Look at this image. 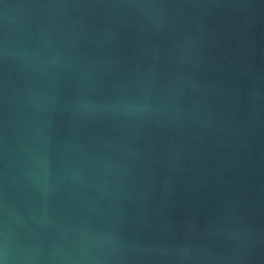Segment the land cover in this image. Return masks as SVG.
<instances>
[{
	"label": "water",
	"instance_id": "obj_1",
	"mask_svg": "<svg viewBox=\"0 0 264 264\" xmlns=\"http://www.w3.org/2000/svg\"><path fill=\"white\" fill-rule=\"evenodd\" d=\"M0 264H264V0H0Z\"/></svg>",
	"mask_w": 264,
	"mask_h": 264
}]
</instances>
